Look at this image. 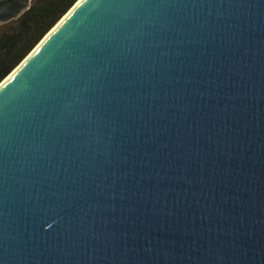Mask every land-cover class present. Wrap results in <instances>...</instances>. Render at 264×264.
I'll use <instances>...</instances> for the list:
<instances>
[{"label": "water", "instance_id": "1", "mask_svg": "<svg viewBox=\"0 0 264 264\" xmlns=\"http://www.w3.org/2000/svg\"><path fill=\"white\" fill-rule=\"evenodd\" d=\"M12 71L0 264H264V0H82Z\"/></svg>", "mask_w": 264, "mask_h": 264}, {"label": "trees", "instance_id": "2", "mask_svg": "<svg viewBox=\"0 0 264 264\" xmlns=\"http://www.w3.org/2000/svg\"><path fill=\"white\" fill-rule=\"evenodd\" d=\"M77 0H32L18 18L0 25V82Z\"/></svg>", "mask_w": 264, "mask_h": 264}, {"label": "bare ground", "instance_id": "3", "mask_svg": "<svg viewBox=\"0 0 264 264\" xmlns=\"http://www.w3.org/2000/svg\"><path fill=\"white\" fill-rule=\"evenodd\" d=\"M82 0H77V2L72 6V8L70 9V10H68V12L64 15V16H62L61 17V19L54 25V27L41 39V41L34 47V49L30 52V54L26 57V58H24L23 60H22V62L20 63V65H22V63L33 53V51H35L45 40H46V38L60 25V24H62V22L66 19V17L68 16V14L70 13V11L76 6V5H78L80 2H81ZM19 65V66H20ZM19 66H17L13 71H12V73H14L17 69H18V67ZM9 77V76H8ZM7 77V78H8ZM7 78H5L3 81H5ZM3 81H2V83H3ZM1 85V84H0Z\"/></svg>", "mask_w": 264, "mask_h": 264}, {"label": "rangeland", "instance_id": "4", "mask_svg": "<svg viewBox=\"0 0 264 264\" xmlns=\"http://www.w3.org/2000/svg\"><path fill=\"white\" fill-rule=\"evenodd\" d=\"M31 2H32V0H30V4H31ZM52 28H53V27H52ZM52 28H51V29H52ZM2 29H3V27L0 29V31H1ZM51 29H50V30H51ZM50 30H49V31H50Z\"/></svg>", "mask_w": 264, "mask_h": 264}]
</instances>
